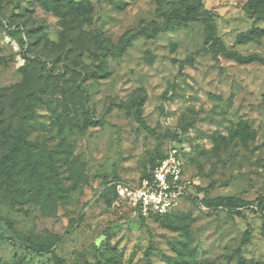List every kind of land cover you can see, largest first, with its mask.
<instances>
[{"label": "rangeland", "instance_id": "374dc122", "mask_svg": "<svg viewBox=\"0 0 264 264\" xmlns=\"http://www.w3.org/2000/svg\"><path fill=\"white\" fill-rule=\"evenodd\" d=\"M190 3L191 19L154 38L143 30ZM126 39L122 54L104 52ZM259 59L264 0H0V149L20 121L14 102L32 91L41 103L27 135L44 183L41 203L0 196V264H264ZM68 64L87 79L63 73ZM135 96L153 132L124 105ZM171 141L195 187L241 206L185 198L165 217H139L117 187L138 185Z\"/></svg>", "mask_w": 264, "mask_h": 264}, {"label": "trees", "instance_id": "16d2710c", "mask_svg": "<svg viewBox=\"0 0 264 264\" xmlns=\"http://www.w3.org/2000/svg\"><path fill=\"white\" fill-rule=\"evenodd\" d=\"M45 5L50 4V2H43ZM76 7V8H75ZM197 6L194 3H190L187 5L185 9H172L166 16V20L161 25H154L151 27H144L143 30L150 36L156 37L158 33L167 31L175 22L176 18L182 19H191L193 12L196 10ZM72 9L79 10L76 4H72ZM206 21V27L208 33L212 30V24L209 20ZM130 42L128 39L123 40L122 43L117 47L113 48L112 46L106 44L103 46L104 52L117 56L122 54L126 48L129 46ZM240 60L245 61L244 57H239ZM257 57H251L248 59L250 61L256 60ZM264 62V59H259ZM39 62L41 63L44 70L49 73L54 72L53 64L41 57H39ZM65 71H71V73L77 74L80 77V81L87 79L88 73L84 70L77 69L71 64L65 66L63 69V73ZM81 89L84 90L83 84L79 83ZM34 94V93H33ZM32 91L23 96H19L23 102L27 100L25 106L21 109L18 104L21 102H14V114H18L20 116V121L18 126L15 128L13 133L9 136V141L7 145H4L0 149V196L5 199L13 202V203H28V202H36L41 203L43 200L42 192H43V172L41 171L42 161L37 156V144L35 141L31 140L28 137V122L30 119V115L36 112V107L41 103L39 101V97L32 96ZM128 107L134 108V113L138 122L150 132H153V129L149 127V125L145 122L142 115V107L144 105V97L135 96L129 103L124 104ZM13 107V105H12ZM179 136V132L175 134L173 137L176 139ZM161 139V136H159ZM165 155V147L163 144L158 148L156 155L151 159V166L147 174L144 177H148L150 175V170L158 163V161L162 160ZM143 177V178H144ZM214 189V185L209 184L205 188L196 187V193L192 196H189L188 199H192L197 201L198 203L204 204L209 208H218L222 206L223 208L229 210H236L240 207L241 202L234 199L233 197H210V192ZM203 192L202 197L199 196V192ZM174 212V211H173ZM172 213V212H171ZM170 214V213H169ZM169 214L159 216H151V217H165ZM143 217L144 216H139ZM102 240V238H101ZM43 252L49 251L48 246L42 247Z\"/></svg>", "mask_w": 264, "mask_h": 264}, {"label": "built area", "instance_id": "2783aa9c", "mask_svg": "<svg viewBox=\"0 0 264 264\" xmlns=\"http://www.w3.org/2000/svg\"><path fill=\"white\" fill-rule=\"evenodd\" d=\"M196 184L186 173L180 148L171 141L165 146L164 158L150 170L148 177L138 185L120 183L117 191L139 216H163L192 196ZM202 206L207 208L204 204Z\"/></svg>", "mask_w": 264, "mask_h": 264}]
</instances>
